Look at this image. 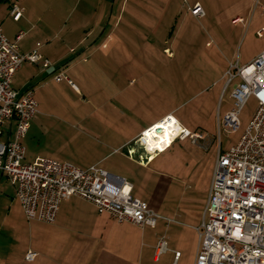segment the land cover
I'll return each instance as SVG.
<instances>
[{"label": "crops", "instance_id": "0c3cea01", "mask_svg": "<svg viewBox=\"0 0 264 264\" xmlns=\"http://www.w3.org/2000/svg\"><path fill=\"white\" fill-rule=\"evenodd\" d=\"M21 1L9 0L4 3L6 4L4 8L0 7L1 33L9 40L16 41L17 35L22 32V36L16 41L19 50L22 53H26L37 49L38 53L50 63L49 66L45 67L42 63L25 62L20 69L15 71L16 73L12 80L11 85L19 91L28 87L33 88L34 97L37 92H42L41 101L35 97L38 103V112L33 116L30 129L27 135L24 136V149L26 150V136L33 129L36 115L41 112L39 110L41 103V105L45 106L44 113H55L53 117L60 118L62 121H65V119L72 120L71 122H74L75 127L78 129V134H84V141L89 142V148L93 152L94 147L96 150L89 164L84 166L68 159L54 158L47 155H37L32 161L38 157H51L60 161L71 162L80 168H87L97 164L113 174L124 177L132 185V195L143 201L145 200L149 208L160 215L156 226L152 229L157 227L159 220L169 219L167 221H170V218L159 213L158 208L170 191H176L179 201L173 208V213L186 221L179 222V224L187 226L197 238L194 251L195 260L198 247L197 227L202 222L204 207L208 200L210 180L213 172L212 167H214L216 154L223 151L219 137L218 141H216V156L211 166L205 167V164L196 160H192L188 167L182 163L181 169L186 175L187 181H170L171 177L169 178L165 174L169 167L172 168V164L173 168H175L177 158L171 159L167 155H161L167 151L169 152L176 141L190 138H176L170 143L171 145L168 144V147L156 154L154 153L152 156H149V153L134 140L137 139L142 131L160 123L163 117L167 115H172L183 128L191 132H199L197 129L192 130L188 126L183 125L177 119L174 113L176 107H168L164 111L158 112L156 116L148 119L149 122L145 126L141 125L142 122L134 124L132 120H124L118 125L117 129L112 128L113 131L110 135L108 134V139L104 140L105 142L102 144V142L97 140L101 131L103 132L101 122L94 120L96 118L88 114L81 115L72 112L73 115H71V109L69 110L68 108L67 110V102L62 96V88L65 83V86H69L76 94L82 93L75 82L66 75L69 71L74 73L76 64L72 62L73 58L76 55H80V53H88L93 43H106L113 37L112 33L119 32L120 38L125 40V43L130 47H135V42L143 43V48L147 47V49H144L146 51L133 50L141 55L156 58L160 54H165L169 58H174L177 55L176 51H168L167 48L162 50L156 46L161 41L166 42V38L171 41L177 40L179 33L172 32L174 26L168 33L167 30L173 21L177 23V15L178 13L181 14L185 4L181 5V0H131L130 2L129 0H123L118 10L113 14L114 20L112 22L111 15L109 16L105 10L99 11L96 6L93 8L90 3L84 2L85 5L79 9L78 15L67 21L66 11L60 10L64 9V0H30L31 4L25 0L23 15L16 21L11 17L9 10L13 3H21ZM111 1L113 0H109V2ZM254 1L259 6L264 7V0H223L222 9L227 8V10L236 11L230 14V21L232 25L237 26L239 23L244 24L246 22L240 13L248 12ZM196 2L202 6V0H194L192 4L186 0L188 5H193ZM202 8L205 11L203 6ZM257 9L264 14L260 7ZM253 12L251 13V18ZM189 14L193 16L191 13ZM204 16H206V11ZM236 17L242 18L243 21L234 23ZM251 18L246 22L247 25L252 22ZM222 19L218 22L221 23ZM263 25L264 22L260 23V26L256 29V35ZM91 41L92 44L87 45ZM37 43H40V45L37 46ZM263 49L264 47L251 56L248 61L240 63L238 59L235 63L238 65L246 64ZM91 54L92 52L86 55ZM103 57L106 59L108 56ZM105 62L108 63V60L106 59ZM104 67H106L105 64H100L94 67L88 66L85 69L90 75V79L102 84L103 81L108 82L107 79H101L103 75L108 76L110 81L112 80V77L109 76L107 69ZM60 73L64 78L61 81H56L54 76ZM80 76L75 75L78 79ZM236 82L237 80H234L227 84L226 80L223 88H221L222 92L225 93L229 87L230 89L233 88ZM231 90L229 96L232 102ZM230 109L226 110L223 115ZM249 120L245 124H242L240 120L239 130L242 128L243 131ZM202 138H198L195 141L190 140L192 143H196ZM93 140L96 145L93 144ZM209 144L213 145L214 142L210 141ZM113 156H116V160H110ZM146 157H148L147 160ZM25 161L32 162L27 160V150ZM159 176L165 177V181H161ZM14 188L0 170V264H13V248L16 245L15 241L21 235L17 224L14 221H10L11 218L9 216L1 215V202L5 200L6 192L10 191V196L17 202L19 201ZM32 222V224H25L24 227H21L22 233L28 240V245L22 248V260L31 264H139L145 250L153 249V261H157L160 254L163 253L156 254L157 241L165 236L162 227L159 228V234L154 232L152 237L151 234L145 232L144 227L129 222L119 223L110 215L97 212L96 207L92 203L74 196L61 202L54 223L35 220H32ZM165 224L167 226L168 223L166 222ZM185 230L183 227L179 229L177 242L182 243V241H185L187 232ZM1 235L9 237L10 245L12 241L15 243L10 246L6 241L2 240ZM29 250L37 252V256L33 261H27L24 258L25 253ZM176 252L180 253L178 249L174 250V262H178L181 257V254L176 256Z\"/></svg>", "mask_w": 264, "mask_h": 264}, {"label": "rangeland", "instance_id": "374dc122", "mask_svg": "<svg viewBox=\"0 0 264 264\" xmlns=\"http://www.w3.org/2000/svg\"><path fill=\"white\" fill-rule=\"evenodd\" d=\"M27 1L31 4L30 0ZM64 1V9L60 10L66 11L67 21L77 16L79 9L85 5L84 2H87L93 8L96 6L99 11L105 10L109 16L111 15L112 22L113 14L123 2V0ZM188 1L192 4L194 0ZM222 2L223 0H202L206 16L196 18L189 14L188 7L192 5H188L186 0L184 3L181 0V5L186 6L183 5L181 14L178 13L177 23L173 21L167 30L168 33L174 26L172 32L179 33V37L176 41L166 38V42L161 41L156 46L158 49L167 48L168 51H176L177 55L174 58H169L165 54H160L156 58L141 55L133 50L146 51L144 49L147 47L143 48V43L139 42H135L139 46L135 44V47H130L125 40L120 38L119 32L112 33L113 37L106 43H93L90 49L92 51L88 50V53L83 52L73 58L72 62L76 64L75 74L70 71L66 73L82 92L76 94L69 86H65L66 83L63 85L62 96L67 102V110L71 109V115H73L72 112L81 115L88 114L96 118L94 120L101 122L103 132L101 131L97 140L103 144L113 131L112 128L117 129L124 120H132L134 124H140L146 120L145 123H141L145 126L149 122L148 119L156 116L158 112L168 107H176L174 113L177 119L192 130L197 129L203 138L196 143H192L190 139L176 141L169 152L162 154L161 156L167 155L171 159L177 158L175 168L172 164V168L169 167L172 171L167 169L165 175L171 177L170 181L183 182L187 181V178L182 172V163L188 167L192 160H196L205 164V167L211 166L216 156L218 137L224 151L237 142L242 132V128L236 132L226 131L221 123L223 113L232 107L229 96L230 87L225 93L221 89L226 83L230 63L233 64L238 59L240 63L248 61L264 47V37L256 35V29L260 23L264 22V14L258 9L253 10L255 1L248 12L240 13L248 22L254 11L252 22L249 25L246 22H244L245 25L239 23L237 26L232 25L230 21V14L236 11L222 9ZM21 4L23 6L25 0H22ZM5 5L0 3V7L4 8ZM221 18L223 19L219 23ZM91 44L92 41L87 45ZM91 52V55H86ZM103 56H108L106 58L108 63L105 62L106 59ZM100 64H105L104 68L112 77L111 81L105 75L101 79H107L108 82L103 81L102 84L90 79L85 68ZM75 75L81 76L78 79ZM41 93L35 94L40 101L42 100ZM256 103L252 95L245 100L239 114L242 124L251 118ZM44 109L45 106L40 103L41 112L36 115L33 129L26 136L27 160L32 161L37 155H47L68 159L81 166L89 164L96 152L95 147L93 152L89 148V142L84 141V134H78V129L74 122H71L72 120L62 121L60 118L53 117L55 113H44ZM134 141L137 142L136 139ZM210 141L214 144L210 145ZM93 144L96 145L94 140ZM110 160H116V156ZM159 178L165 181V177L159 176ZM10 194V191L6 192L5 200L1 202V215L9 216L10 221L17 224L21 234L13 248V264H31L22 260V248L28 245V240L22 233L21 227L33 222L26 220L20 203ZM164 198L158 211L170 218V221L159 220L155 229L146 225L144 228L145 232L152 236L154 232L159 234V228L162 227L168 248L160 254L157 261H153V249L145 250L139 264H193L197 238L187 226L179 224V222L186 221L173 213L179 196L176 191H170ZM181 227L187 231L185 241L182 243L177 242V234ZM1 238L10 245L9 237L1 235ZM15 242L12 241L10 246ZM175 249H178L181 254L178 262L173 261Z\"/></svg>", "mask_w": 264, "mask_h": 264}, {"label": "built area", "instance_id": "2783aa9c", "mask_svg": "<svg viewBox=\"0 0 264 264\" xmlns=\"http://www.w3.org/2000/svg\"><path fill=\"white\" fill-rule=\"evenodd\" d=\"M21 5L16 2L10 6L9 13L16 21L25 10ZM259 7L264 12L257 2L253 10ZM188 10L196 18L205 15L198 2ZM240 21V17L234 19V23ZM1 32L0 23V170L15 187L25 218L54 223L61 202L74 196L92 203L97 212L106 213L119 223L154 228L160 215L145 200L132 195V185L124 177L97 164L80 168L51 157L25 161L23 139L38 112V103L33 88L19 91L11 85L12 80L25 62L42 63L45 67L50 63L37 49L26 53L19 50L16 41L22 32L16 41ZM257 35L264 36V25ZM62 78L61 73L54 76L56 81ZM234 80L233 107L222 116L223 128L229 132L239 130L240 111L251 95L256 99V108L237 142L216 154L208 200L197 227L194 264H264V49L246 64L230 63L227 84ZM181 130L174 139L202 138L199 132ZM144 133L136 139L142 147L147 142ZM167 248L163 236L157 241L156 254ZM36 253L27 251L25 260L33 261Z\"/></svg>", "mask_w": 264, "mask_h": 264}, {"label": "bare ground", "instance_id": "6f19581e", "mask_svg": "<svg viewBox=\"0 0 264 264\" xmlns=\"http://www.w3.org/2000/svg\"><path fill=\"white\" fill-rule=\"evenodd\" d=\"M154 125L152 130H148V128L144 130L147 142L144 143L145 146H143V149L149 153V156H152L157 150L161 151L168 147V144L170 145L176 135L183 129L172 115ZM155 128H159L160 130L156 131Z\"/></svg>", "mask_w": 264, "mask_h": 264}, {"label": "trees", "instance_id": "16d2710c", "mask_svg": "<svg viewBox=\"0 0 264 264\" xmlns=\"http://www.w3.org/2000/svg\"><path fill=\"white\" fill-rule=\"evenodd\" d=\"M9 0H0V3H7Z\"/></svg>", "mask_w": 264, "mask_h": 264}, {"label": "water", "instance_id": "95a60500", "mask_svg": "<svg viewBox=\"0 0 264 264\" xmlns=\"http://www.w3.org/2000/svg\"><path fill=\"white\" fill-rule=\"evenodd\" d=\"M160 129L158 128L156 131H159Z\"/></svg>", "mask_w": 264, "mask_h": 264}]
</instances>
